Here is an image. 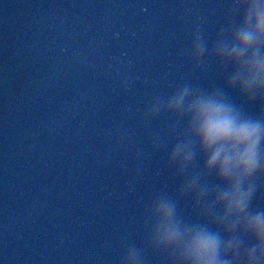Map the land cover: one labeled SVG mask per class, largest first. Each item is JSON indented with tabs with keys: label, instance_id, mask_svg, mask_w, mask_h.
I'll list each match as a JSON object with an SVG mask.
<instances>
[{
	"label": "water",
	"instance_id": "obj_1",
	"mask_svg": "<svg viewBox=\"0 0 264 264\" xmlns=\"http://www.w3.org/2000/svg\"><path fill=\"white\" fill-rule=\"evenodd\" d=\"M232 2L0 0V264H171L148 208L164 194L206 222L179 196L202 161L177 176L185 122L150 110L185 85L223 89L230 69L190 48L211 49Z\"/></svg>",
	"mask_w": 264,
	"mask_h": 264
},
{
	"label": "clouds",
	"instance_id": "obj_2",
	"mask_svg": "<svg viewBox=\"0 0 264 264\" xmlns=\"http://www.w3.org/2000/svg\"><path fill=\"white\" fill-rule=\"evenodd\" d=\"M205 52L230 69L223 89L201 92L185 85L150 112L185 122L167 165L183 176L197 157L202 161L179 196L203 203L198 217L206 222H185L176 202L159 194L148 208L155 221L153 244L171 264H264V209L252 207L257 193L264 197V0H233L210 50L195 36L194 64H202ZM225 90L246 104L257 101L258 114H246Z\"/></svg>",
	"mask_w": 264,
	"mask_h": 264
}]
</instances>
